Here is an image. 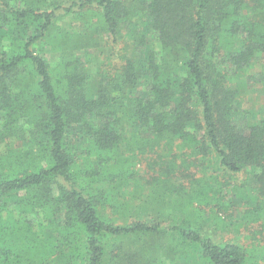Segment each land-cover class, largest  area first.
I'll return each instance as SVG.
<instances>
[{
    "label": "trees",
    "instance_id": "1",
    "mask_svg": "<svg viewBox=\"0 0 264 264\" xmlns=\"http://www.w3.org/2000/svg\"><path fill=\"white\" fill-rule=\"evenodd\" d=\"M133 1L0 0V264H109L108 240L158 230L145 221L117 224L114 216L115 179L134 175L123 155L133 130L147 135L141 143L151 150L189 148L198 167L207 161L254 185L231 189L240 201L231 232L244 228L243 241L203 235L197 216L167 228L189 253L185 264H264V121L233 122L236 90L215 64L236 72L264 55V0ZM74 8H91L96 24ZM60 9L86 24L82 42L54 33ZM123 19L126 56L101 71L99 34L117 42ZM146 32L158 52L145 47ZM44 42L59 52L54 65L39 54ZM78 47L93 49L94 71L73 54ZM26 136L37 150L10 146ZM73 137L86 143L83 154ZM208 191L196 192L211 202ZM221 206L227 213L234 204Z\"/></svg>",
    "mask_w": 264,
    "mask_h": 264
},
{
    "label": "rangeland",
    "instance_id": "2",
    "mask_svg": "<svg viewBox=\"0 0 264 264\" xmlns=\"http://www.w3.org/2000/svg\"><path fill=\"white\" fill-rule=\"evenodd\" d=\"M70 1L65 0L63 6H67ZM135 2L137 0L133 1V3ZM74 10L83 12L82 14L85 16H90L86 18L87 23L96 24L97 17L91 14V8H86V10L74 8ZM58 14L54 33L67 34L71 38V43L82 42L87 32L86 24L81 19L75 18L72 13H63L61 9ZM129 27L126 19L120 21L117 42H112L107 34L100 32L101 40L99 39L97 42L101 44L102 51L97 50L96 55L101 60L97 65L100 66L101 71L111 72L115 66L122 62V56H126L130 41ZM146 33L145 47L158 52V42L154 40L151 32ZM131 37L133 39V35ZM53 38L56 37L53 36ZM51 47L49 42H44L38 46V51L44 60L50 65H54L58 61L59 52H53ZM92 53L91 47H78L73 52L80 59L82 65L94 71L96 62L92 59ZM108 53H110L109 56H107ZM215 64L220 70L228 72V82L231 88L236 90L233 122L243 128L247 126L248 122H263L264 55L257 54L248 67L236 72L233 71L230 64H223L220 59L216 60ZM180 74L185 75V71L181 69ZM143 88L144 83L140 85L139 90H143ZM1 124L2 115L0 113V126ZM129 133L134 134L135 137L129 141L127 147L129 150L127 151L126 148L123 155L127 157L130 163L129 170H133L134 175L127 183L115 179L113 186L117 201L120 203L113 206L115 212H118L114 216L117 224L145 221L152 225L157 224L158 230L148 235L137 234L108 240L106 260H109V264H170L171 258L175 259L174 264H185L184 257L187 253L184 256L181 254L180 239L167 229L181 225L185 217L197 216L199 224L202 226V234L212 239L232 241V238L237 236L238 240H244L246 235L244 228H239L236 234L231 232V228L235 227L232 223L239 212L237 208L240 206L239 199L233 195V192L239 189L233 191L231 189L241 185L245 188H253L254 185L249 176L247 178L229 176L216 165L207 161L202 165L204 168L198 167V164L201 163L193 156L192 150L189 148L178 146L171 153L167 151V146L151 150L148 145L143 146L141 143V139L147 135L140 132L137 136L136 130ZM130 136L129 134L127 137L130 138ZM71 143L78 154L84 153L83 149L86 146L84 140L73 137ZM10 146L38 149L37 146L31 144L28 136L21 142L19 140L11 141ZM5 152V144L0 143V155ZM195 159L198 163H195ZM204 187L209 189L207 197L211 202L196 192ZM53 192L55 195L57 194L55 186H53ZM226 201H231L234 204L231 212L225 213L222 209L221 203L224 204ZM12 205L13 200L8 203V207L10 208ZM216 205L220 207L216 208ZM107 210L112 211L110 207ZM214 213L219 216V220L218 217L213 218ZM13 214L17 218L20 216L14 211ZM61 217L58 216L59 219ZM38 220L43 221L38 217L34 224ZM225 226L230 229H226ZM238 227L240 226L238 225ZM34 230H38L37 225ZM43 233L44 236L50 235L48 229H45ZM248 236L249 232L246 238ZM187 256H190L189 253ZM190 261L192 262L194 259L191 257Z\"/></svg>",
    "mask_w": 264,
    "mask_h": 264
}]
</instances>
